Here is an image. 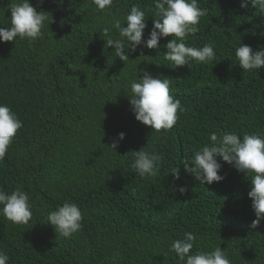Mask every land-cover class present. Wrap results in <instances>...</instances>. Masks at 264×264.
Listing matches in <instances>:
<instances>
[{
    "label": "trees",
    "instance_id": "16d2710c",
    "mask_svg": "<svg viewBox=\"0 0 264 264\" xmlns=\"http://www.w3.org/2000/svg\"><path fill=\"white\" fill-rule=\"evenodd\" d=\"M10 0H0V27H10ZM48 13L43 38L29 44L0 42V103L8 105L23 128L0 160V188L18 186L30 196L32 219L16 225L0 217V251L8 264H180L169 251L185 232L196 237L193 252L220 245L232 264H264V221L256 217L248 197L251 182L222 164L219 183L202 185L184 172L188 150L210 143L213 132L264 134V67L244 72L235 58L241 43L254 51L264 46V14L242 9L240 0H198L208 15L189 46L211 42L215 61L171 68L163 58L172 37L161 38L159 53L131 52L127 65L101 32L119 39L113 21L132 5L145 11L144 39L153 20V0H119L100 12L91 0H31ZM126 26V25H125ZM170 79V93L187 108L176 125L157 133L135 119L130 82L141 70ZM126 133L118 149L111 137ZM163 157L156 177L141 178L131 169L132 152ZM116 151V152H115ZM179 167L181 179L171 170ZM187 186V195L176 189ZM79 205L82 228L71 239L58 237L46 224L57 205Z\"/></svg>",
    "mask_w": 264,
    "mask_h": 264
},
{
    "label": "clouds",
    "instance_id": "9594fccd",
    "mask_svg": "<svg viewBox=\"0 0 264 264\" xmlns=\"http://www.w3.org/2000/svg\"><path fill=\"white\" fill-rule=\"evenodd\" d=\"M58 8L62 9L64 0H54ZM92 5L100 12L110 11L114 3L119 0H91ZM43 3V0H40ZM154 20L153 26L145 40L146 23L145 11L137 4L131 6L125 16V25L120 19L113 21L112 28L118 33L119 39L110 36L111 29L105 27L101 32L106 41L107 48H114V55L127 65L129 56L126 50L136 52L144 57L143 48L156 50L159 53L161 38L172 37L164 47L165 61L171 68L188 66L191 69L193 61L208 64L216 59L214 45L209 42L203 46H189L186 41L190 35L198 31L197 25L201 18L208 15L207 8H201L198 0H153ZM255 9L256 13L264 14V0H240L242 9ZM8 11L11 16L10 27H0V42L16 43L17 39L31 44L43 38V29L48 21V13L37 11L31 0H10ZM264 16V15H261ZM261 35H264L262 33ZM235 58L238 66L244 72H251L264 67V46L254 51L251 46L241 43L235 48ZM143 78L130 82V105L135 119L152 132L171 130L179 120V114L187 111L181 100L170 93V79H161L153 76L146 69L141 70ZM23 128V122L18 115L6 104L0 103V160H3L9 151L10 145ZM126 133L120 132L111 137L109 148L116 150ZM210 143L198 149L188 150L184 154V172L194 177L202 185L219 183L225 179L220 175L222 164L217 158L233 167L237 172L244 174L251 182L248 197L252 201L251 208L255 219L249 225L255 231L264 221V134L245 132L243 136L236 131L213 132L208 137ZM116 152V151H115ZM134 157L130 167L134 173L141 177H156L163 157L159 154L140 150L132 152ZM175 180L181 179V170L175 167L171 170ZM180 195H187V186L176 189ZM32 204L29 194L17 187L10 193L0 188V217L16 225H26L32 219ZM57 233L58 237L71 239L82 228L83 215L79 205L66 200L57 205L55 210L49 211L46 217ZM197 237L191 232H185L182 238L172 241L169 251L176 254L180 264H232L227 250L220 245L211 251L200 250L196 245ZM9 256L0 251V264H8ZM116 257H112L115 264Z\"/></svg>",
    "mask_w": 264,
    "mask_h": 264
}]
</instances>
